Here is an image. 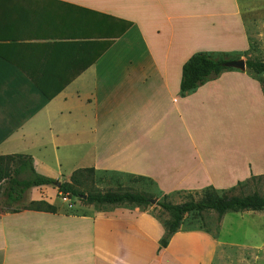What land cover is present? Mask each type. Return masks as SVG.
Wrapping results in <instances>:
<instances>
[{"label":"crops","instance_id":"0c3cea01","mask_svg":"<svg viewBox=\"0 0 264 264\" xmlns=\"http://www.w3.org/2000/svg\"><path fill=\"white\" fill-rule=\"evenodd\" d=\"M262 8L264 0H0V156L29 155L60 183L81 169L144 177L165 196L228 192L263 175L264 149L247 152L237 131L254 110V140L264 141L262 90L247 71L180 91L195 53L248 49L245 18ZM53 192L25 196L56 206ZM71 208L0 212V264H258L264 252L253 211L232 213L242 242L226 239V213L216 233L181 228L159 249L165 230L148 210Z\"/></svg>","mask_w":264,"mask_h":264},{"label":"trees","instance_id":"16d2710c","mask_svg":"<svg viewBox=\"0 0 264 264\" xmlns=\"http://www.w3.org/2000/svg\"><path fill=\"white\" fill-rule=\"evenodd\" d=\"M237 59L216 60L209 54L197 52L192 55L182 66L180 91L187 93L195 90L206 81L221 74L223 71L234 70L226 68L223 64L227 61ZM246 70L255 75L264 74V62L261 60H245ZM93 169L76 170L70 176L69 183L63 182L58 190L62 197H78L82 202L97 207L110 205H131L146 210L151 204V198L139 192H88L84 193L77 188L81 183L80 178L87 174H98ZM113 173V172H103ZM132 179L146 180L154 184L150 179L128 175ZM256 178V177H251ZM57 181L37 173L33 167L29 155L11 154L0 156V191L4 196V203L0 212H17L19 210L41 211L56 213L57 207L44 200L31 201L22 208L14 207L23 201L26 193L34 187L54 186ZM241 185V184H239ZM199 200H190L181 204H170L167 202L158 203L163 210L168 212L170 219L161 222L165 233L159 240V249L165 248L173 234L183 225L186 216L194 213L214 212L217 215L218 223L226 213L236 212H264V197L257 193L242 196H229L227 192H217L213 188H207L200 193ZM85 196V197H84ZM165 196V195H163ZM165 198V197H164ZM98 209V208H97ZM101 209V208H100ZM199 229H205L200 227ZM208 231V230H207ZM218 226L216 227V233ZM211 232V231H208ZM213 233V232H211Z\"/></svg>","mask_w":264,"mask_h":264},{"label":"rangeland","instance_id":"374dc122","mask_svg":"<svg viewBox=\"0 0 264 264\" xmlns=\"http://www.w3.org/2000/svg\"><path fill=\"white\" fill-rule=\"evenodd\" d=\"M222 20V19H221ZM214 21L220 23V18H214ZM245 23L247 27V38H248V49L244 52L239 53H212L210 54L212 58L216 60L220 59H243L244 61L249 60H261L264 62V8H262L255 17L252 15L247 16L245 18ZM198 26H201V23H198ZM235 70V69H234ZM249 74V76L255 80L261 87L263 100H264V74L263 75H255L249 70H245ZM246 113H250L252 105L249 100L246 98L245 102ZM241 117V116H240ZM246 122L244 125H238L237 131L240 134V138L242 139L245 136V141H240V146L244 143L245 147H243L247 152H254L256 156L261 154V150L264 149V141H255L254 137L257 134V113L254 110L251 111V114L246 117ZM251 118V120H250ZM241 121V120H240ZM232 130V124L229 125V131ZM230 148H227L228 151L233 150V141H229ZM226 147V146H225ZM81 183L77 186L84 193L88 192H139L145 194L151 198V201L154 200L155 203H151L146 207L155 218H157L160 222L168 221L170 216L168 212L163 210L158 203L167 202L170 204H181L190 200H199L200 194H172L168 196H163L156 186L151 184L146 180L132 179L128 175L120 174V173H98L87 174L84 177L80 178ZM69 183V182H68ZM53 189V198H55V205L57 208H66L72 209V205H86L81 201L78 197H62L59 195L58 190L55 186H51ZM2 189L0 191V207L3 206L4 196L2 195ZM252 193H257L260 196L264 197V174L256 177L250 178L246 182L242 183L236 188L231 189L227 192L229 196H242L248 195ZM52 195L49 197L51 198ZM165 197V198H164ZM28 199L25 196L23 201L19 204L14 205L17 208H22L27 206ZM98 209L102 207H97ZM230 221L226 228L227 235L225 236L227 240H236L238 242H242V237L240 235L241 230H236L235 223H238V218L233 216L234 214L230 213ZM233 217V218H232ZM256 219L261 220L262 224L260 228L264 233V212H256ZM228 223V222H227ZM218 226L217 215L214 212H204L201 214H192L185 217L182 225V229L184 230H192L200 227L206 228V230L215 232L216 227ZM264 242V238L262 243ZM260 261L258 264H264V252L260 255ZM262 260V261H261Z\"/></svg>","mask_w":264,"mask_h":264},{"label":"water","instance_id":"95a60500","mask_svg":"<svg viewBox=\"0 0 264 264\" xmlns=\"http://www.w3.org/2000/svg\"><path fill=\"white\" fill-rule=\"evenodd\" d=\"M223 66L226 67V68H232V69H236V70H239V71H245L246 70L245 61L243 59L227 61V62H225L223 64ZM60 184L61 183L57 181L54 184V186L58 189ZM151 203H155V201L152 200Z\"/></svg>","mask_w":264,"mask_h":264},{"label":"built area","instance_id":"2783aa9c","mask_svg":"<svg viewBox=\"0 0 264 264\" xmlns=\"http://www.w3.org/2000/svg\"><path fill=\"white\" fill-rule=\"evenodd\" d=\"M65 199H66V197H65Z\"/></svg>","mask_w":264,"mask_h":264}]
</instances>
